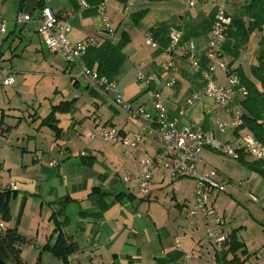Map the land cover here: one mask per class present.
I'll return each mask as SVG.
<instances>
[{
    "label": "crops",
    "instance_id": "1",
    "mask_svg": "<svg viewBox=\"0 0 264 264\" xmlns=\"http://www.w3.org/2000/svg\"><path fill=\"white\" fill-rule=\"evenodd\" d=\"M249 1L226 0V14L230 18L238 16L241 7ZM38 3L39 0H15L9 13L1 4L0 18L7 22V33L1 40L6 41L12 36L18 39L19 44L25 42L24 50L31 52L29 65L45 70L53 79L68 73L73 86L79 87L81 80L85 86L79 76L80 70L99 72L110 77L134 107H143L153 114L145 87L136 82V73L141 71L147 75L161 71V66L168 59L167 32L173 28L183 34L173 54L179 71L176 84L169 89L161 80L151 86L165 98L169 119L177 116V109L191 90L202 86L200 71L193 70L186 63L184 52L187 44L192 43L200 57V70L207 67L205 50L219 0H45L44 6L51 9L59 21L70 25L71 30L66 36L71 44L89 41L85 54L70 66L59 55L47 51L38 35ZM102 4L106 7L105 17L110 32L104 28V21L98 13ZM17 12L30 15V22L16 25ZM17 26L22 28L21 31ZM147 38L157 44L156 49L145 44ZM125 39L127 43L119 48ZM259 57L264 58V27L249 36L247 45L237 57L233 58L228 52L222 58L220 56L226 70L217 71L216 84L225 86L227 83L229 63H232L231 70L239 68L249 76V68L257 64ZM3 61L0 54V65L9 68L15 79L17 71L2 65ZM85 88V93L100 96L96 91ZM51 93H59L58 87L54 85ZM75 93L70 89L72 99L46 104L45 116L38 115L33 106L32 113L27 116L14 107H8V111L1 114L0 193H10V216L7 222L0 221V231L15 228L25 240H32L29 244L38 250L52 233V214L61 209V215L55 216L62 223L61 232L77 247V252L69 258V264H180L188 253L192 254L194 264H220L221 256L225 257V264H264V237L258 235L255 242L250 243L245 235H240L245 232L243 228L248 222L253 223L251 226L264 224V209L250 199L251 195L264 201V177L243 166L238 161L240 155L236 159L222 155L226 161V165H222L215 162L213 153L217 152L204 148L200 153L202 163L216 170L225 181L223 192L209 194L211 205L223 218L222 228L228 236V241L217 253L207 240L202 217L196 216L193 225H189L194 181L180 179L171 182L164 171L158 170L147 197L131 193L122 183V174H136L137 160L152 158L158 151L157 144L150 138L144 140L138 146L134 159L121 146L104 143L100 139L90 140V132L101 126H112L121 135L129 136L138 124L127 120L112 107V113L106 119L110 123H98L96 118L87 120V115L98 112L100 104L93 102L89 106L88 102L80 107ZM242 99L236 96L230 106L241 111L239 102ZM72 100L70 111L66 113L70 118L68 125L62 127L61 119L56 117L57 127L62 133L55 139L53 132L39 124L50 114L53 106ZM5 117H11L12 122L5 121ZM230 121L228 114L215 111L211 100L204 99L186 110L178 127L192 125L202 130H213L216 140L236 147L247 130H215L216 122ZM241 154L244 161L256 162L246 153ZM38 156L40 158L36 159ZM231 160L236 161L240 169L234 168ZM53 162L54 165L50 166ZM198 171L206 172L207 169L200 165ZM167 185L171 189L169 194ZM94 188H98L103 196L92 193ZM118 195L121 198L115 200ZM237 196L246 201L242 207L247 216L242 218L233 214L241 205ZM22 202L21 216L17 220ZM232 233L236 243L241 245L234 253L229 251ZM55 240L56 235H53L49 243L53 244ZM177 243L179 247H176ZM249 248L254 251L251 253ZM259 249L263 256L257 254Z\"/></svg>",
    "mask_w": 264,
    "mask_h": 264
},
{
    "label": "built area",
    "instance_id": "2",
    "mask_svg": "<svg viewBox=\"0 0 264 264\" xmlns=\"http://www.w3.org/2000/svg\"><path fill=\"white\" fill-rule=\"evenodd\" d=\"M219 1L220 4L213 16L210 37L205 50L208 64L204 70H200V57L196 53L194 45L189 43L186 46L184 59L193 70L200 71L202 86L191 90L185 102L177 109L175 118L169 119L165 98L162 94L153 90L151 86L161 82V80H163L164 87L169 89L176 84V76L179 71L173 54L183 37L180 30L173 28L168 30V47L166 49L168 59L161 66V71L158 74L146 75L141 71L136 73V82L145 87L146 94L152 103L153 114L143 107H134L122 96L117 85L107 77L99 76L90 69H82L79 73L88 89L96 91L107 100L109 99V103L115 112L138 124L129 136L121 135L112 126H102L96 132L90 133V140L100 139L104 143L121 146L134 159L136 158L135 152L138 146L144 140L150 138L158 146V151L152 158L137 160L138 172L136 174L131 172L123 174L122 183L128 187L131 193L147 197L150 194V185L154 174L158 170L164 171L171 182L180 179L193 180L194 202L188 212L189 225L192 226L193 219L200 215L204 222L207 240L216 248L217 253L228 241V236L222 228L223 218L215 212L210 203L209 194L211 192H223L225 181L216 170L202 163L200 153L204 148H209L232 159L238 158L240 152L246 153L253 161L264 159L263 145L249 133L243 134L240 137V143L233 147L229 143L216 140L213 130H202L200 127L192 125L178 127L179 120L185 117L186 109L204 99L211 100L215 111L225 112L231 117V121L228 123L216 122V131H235L242 126L241 111L230 106L236 96L239 95L243 98L246 95L239 78L235 74L229 73L225 86L216 84L217 71L226 70V65L220 58V48L224 32L231 24V18L225 13L224 4L226 0ZM189 4L193 5L192 3ZM82 6L87 7L85 4H82ZM105 10L106 7L103 4L98 7V13L104 21V28L110 32ZM30 20V15L17 12L14 23L22 26ZM70 30V25L65 21H59L48 7L43 6L39 10L37 33L42 39L46 50L59 55L67 66L76 64L77 60L85 54L89 45V41L71 44L66 36ZM6 33L7 22L0 18V40ZM145 44L152 49L157 48V44L150 38L145 40ZM13 74L9 68L0 65L2 86L11 87L14 84ZM38 158L40 157H36V159ZM49 165H54V162ZM200 165H203L207 171L199 172L198 167ZM131 184L136 187H131ZM250 199L264 209V201H259L251 195ZM176 247H179L178 243ZM180 264H194L192 254H186Z\"/></svg>",
    "mask_w": 264,
    "mask_h": 264
},
{
    "label": "trees",
    "instance_id": "3",
    "mask_svg": "<svg viewBox=\"0 0 264 264\" xmlns=\"http://www.w3.org/2000/svg\"><path fill=\"white\" fill-rule=\"evenodd\" d=\"M45 0H39L38 7L41 9L44 6ZM144 1H161V0H144ZM226 13V11H225ZM264 27V0H250L247 4L243 5L239 11L238 16L231 18V24L224 32L223 42L220 48V56L226 55V52L230 53L232 57H237L239 52L247 45L249 36L255 31H261ZM123 34L121 35V38ZM127 43V39L120 43V47ZM231 64L227 66L228 74H235L239 80L241 86L246 91V95L242 101L239 102L242 111V126L240 129H245L253 138L260 142L264 147V58L259 57L257 64L249 68V76H246L244 72L237 68L231 70ZM97 73V72H96ZM99 76H105L97 73ZM107 77L110 81L111 78ZM257 84L259 86H257ZM73 100L69 102H63L51 108V112L48 116L41 120L39 126L48 128L54 133L55 139L61 135V130L57 127L58 119L56 113H68L73 104ZM240 152L238 161L248 168L250 171L258 173L264 177V159L256 162H246L243 160V155ZM83 157V156H82ZM90 165V163L84 162ZM92 193L99 194L98 188H94ZM10 193H0V221L7 222L9 220V201ZM121 195L115 197V200H119ZM23 208V202L20 208V213L17 218L21 216ZM61 215V209L58 212L52 214L50 220L52 222V233L48 238L47 243L43 246V250L50 253V255L60 261L61 264H69V258L77 252L75 243L67 238L61 232L62 223L58 222L55 216ZM53 235H56V240L53 244H50V240ZM29 243L22 236H20L16 229H7L0 231V261L4 264H24L20 258L21 246ZM230 252L234 253L241 245L237 244L233 233L230 235ZM225 257H219L218 262L225 264ZM40 261V258L38 257ZM233 260L230 262L232 263Z\"/></svg>",
    "mask_w": 264,
    "mask_h": 264
},
{
    "label": "rangeland",
    "instance_id": "4",
    "mask_svg": "<svg viewBox=\"0 0 264 264\" xmlns=\"http://www.w3.org/2000/svg\"><path fill=\"white\" fill-rule=\"evenodd\" d=\"M14 1L15 0H0V5L3 4V6L7 9L6 12L9 13L13 9L12 5ZM18 28L21 31L22 28L20 27ZM24 47H25V42H23V44H19L18 39L12 36L7 38L6 41L2 42V40H0V54L1 57L5 60L3 61L2 65L10 67L13 71H17V74L15 73V79H14L15 82L11 87L2 86L1 77H0V116L2 113H5L4 111H8V107L18 108L21 110V114L27 116L29 112L32 113L31 111L32 106L38 115L45 116L47 112L45 107L46 104H51V103L54 104V103H59L61 101L72 99L73 96H70V89H74L76 92L75 95L78 97V106L81 107L83 104H87L88 102H89V106L93 102L100 104V108L98 112L96 114L90 113L89 115H87L89 116L87 117V120L92 121L93 118H96L98 123H102L106 121L110 123V120H106L112 113L110 112L111 105L109 103V99L107 100L98 95L93 96V95H89V93H85L87 89L83 85L84 83L82 80L80 81L81 84L79 87H74L73 82L70 81V74L68 73H65L64 76L59 74L58 76H56L55 79H53V77L48 76L45 70H41L38 69L37 67L30 66L29 64H31L32 62L31 52L28 49L24 50ZM54 85L58 87L59 93L52 95L51 89H53ZM51 96H55V98L53 100L46 99L47 97H51ZM55 116L56 117L59 116V118L61 119L62 127L65 128L68 125L70 121L69 115H67L66 113H56ZM15 117L16 116H14V118ZM7 118L8 117H5V121ZM7 120H9L10 123L12 122L11 117ZM96 131L97 130L95 129L92 130L90 133H94ZM213 155L215 156L216 163L219 162L222 165L223 164L226 165V161H224L225 157L217 153H213ZM232 162L234 168L240 169L236 161H232ZM166 188H167V193L169 194L171 189L170 187H168V185L166 186ZM224 196L226 200V195ZM237 198L240 200L241 205H239L240 207L237 210H235L233 214H235L236 216H240L242 218L247 216L244 213L242 207V205H245L246 201L238 196ZM256 198L259 201H262L260 197H256ZM214 210L219 216H221L216 210V208H214ZM240 210H242V212ZM252 224L253 223L248 222L246 226L243 228L245 229V232L243 231L240 233L241 237L245 235L246 240L250 241V243L255 242L256 237L258 235H262L264 237V224L261 225L254 224L253 226H251ZM26 241H32V240H26ZM249 251L252 253V251L254 250H250L249 248ZM257 254L263 256V251L259 249ZM39 255L41 262L38 260ZM246 256H248L247 252H246ZM20 258L22 259L24 264H61L59 260L52 257L47 251L43 250V245L38 250H35L34 247H32V245L29 243L22 245L20 251ZM47 258H49V261H47L48 260ZM252 262H254V259L252 260Z\"/></svg>",
    "mask_w": 264,
    "mask_h": 264
},
{
    "label": "water",
    "instance_id": "5",
    "mask_svg": "<svg viewBox=\"0 0 264 264\" xmlns=\"http://www.w3.org/2000/svg\"><path fill=\"white\" fill-rule=\"evenodd\" d=\"M0 264H4L2 261H0Z\"/></svg>",
    "mask_w": 264,
    "mask_h": 264
}]
</instances>
